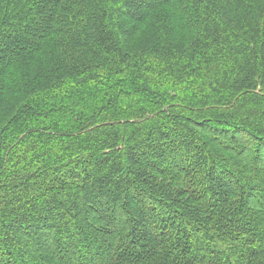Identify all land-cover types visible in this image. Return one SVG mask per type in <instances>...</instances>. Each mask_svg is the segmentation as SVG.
<instances>
[{"label": "trees", "instance_id": "16d2710c", "mask_svg": "<svg viewBox=\"0 0 264 264\" xmlns=\"http://www.w3.org/2000/svg\"><path fill=\"white\" fill-rule=\"evenodd\" d=\"M0 264H264V0H0Z\"/></svg>", "mask_w": 264, "mask_h": 264}]
</instances>
